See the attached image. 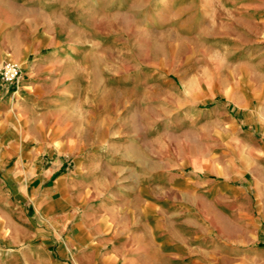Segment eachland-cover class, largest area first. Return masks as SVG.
<instances>
[{"label": "crops", "instance_id": "crops-1", "mask_svg": "<svg viewBox=\"0 0 264 264\" xmlns=\"http://www.w3.org/2000/svg\"><path fill=\"white\" fill-rule=\"evenodd\" d=\"M33 1L0 0V62L23 69L17 83L0 80V264H264V126L203 142L217 150L215 174L202 152L164 186L122 173L127 160L102 174L110 160L81 146H121L143 162L146 138L110 139L111 115L86 107L63 15Z\"/></svg>", "mask_w": 264, "mask_h": 264}, {"label": "rangeland", "instance_id": "rangeland-1", "mask_svg": "<svg viewBox=\"0 0 264 264\" xmlns=\"http://www.w3.org/2000/svg\"><path fill=\"white\" fill-rule=\"evenodd\" d=\"M46 1L64 17V46L78 54L90 90L87 109L97 121L111 115L112 141L137 130L146 138L143 162L121 146H81L86 158L110 160L113 170L101 163L102 174H119L127 160L122 173L137 168L164 186L167 175L189 173L178 161L200 152L215 174L217 150L203 142L264 126V0L33 3Z\"/></svg>", "mask_w": 264, "mask_h": 264}, {"label": "built area", "instance_id": "built-area-1", "mask_svg": "<svg viewBox=\"0 0 264 264\" xmlns=\"http://www.w3.org/2000/svg\"><path fill=\"white\" fill-rule=\"evenodd\" d=\"M23 75L21 65L13 60L0 62V80L5 84L17 83Z\"/></svg>", "mask_w": 264, "mask_h": 264}]
</instances>
